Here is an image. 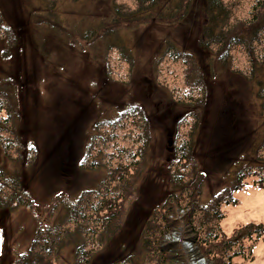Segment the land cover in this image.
Instances as JSON below:
<instances>
[{"label":"rangeland","instance_id":"374dc122","mask_svg":"<svg viewBox=\"0 0 264 264\" xmlns=\"http://www.w3.org/2000/svg\"><path fill=\"white\" fill-rule=\"evenodd\" d=\"M56 1L52 10L41 0H5V11L0 10V21L11 29L19 28L23 42L18 50L11 40V30L5 34L0 29V173L3 175L4 169L9 172L7 181L19 176V183L30 190L32 200L31 206H21L0 217L2 264L11 261L10 245L19 251L28 248L39 221L51 224L54 216L62 215L60 200L73 202L87 190V203L90 199L97 207L100 197L105 196L97 198L93 193L101 190L102 180L110 179L113 183L108 186L106 199L116 204L120 201L117 196L121 189L114 187L119 185L116 179L126 168L131 170L129 155L137 153L136 145H142L145 133L141 131L139 140L138 135H130L125 122L126 126L119 124V129L112 131L115 136L108 141L107 130L99 123L115 119L134 106L144 109L150 125L147 167L126 203L128 214L122 234L102 254L97 247L98 221L87 211L85 247L89 264L157 263V255L138 242V233L143 227L147 236L154 229L156 222L151 215L172 189L167 182V166L174 162L186 140L190 146L194 144L192 180L201 187L202 206L220 191L235 187L239 172V184L231 194L235 202L220 206V231L235 236L245 224L263 223L264 188L257 187L255 179L256 174L263 173L252 172L257 171L253 167L257 156L264 158L259 149L264 138V109L261 112V99L257 97L264 83V8L255 12L252 5L261 3L264 7V0H224L231 7L232 22L243 24L235 29V36L243 44L229 43L228 56L219 61L210 57L215 74L210 79L204 77L210 74L205 66L207 53L198 50L203 15L199 10L202 17L193 18V4L188 20L192 23L187 25L179 24L174 16L166 18L171 14L169 0H148L154 1L153 9L140 10L143 16L150 12L153 18L145 17V21L137 13L135 0ZM199 1L195 3L200 5ZM167 46L194 54L204 71L205 101L196 107L200 115L195 123L191 115H186L192 109L170 106V94L177 99L191 89L183 90L185 66L181 61L163 58ZM125 50L127 56L121 54ZM17 80L27 90L26 97L9 99L11 83ZM9 103L25 112L15 115L18 120L11 129L9 118L3 121ZM24 141L33 142L36 152L21 147ZM33 156L32 165L25 166ZM92 159L106 163L108 168L90 165ZM83 161L85 168H81ZM29 167L32 178L26 175ZM249 169L253 171L248 173ZM3 180L2 176L0 188ZM199 216L197 223L204 217L202 212ZM177 241L190 246L187 239ZM243 246L245 250L237 248L242 256L228 258L229 264H264V232L243 239ZM61 253L54 264L70 262L72 246Z\"/></svg>","mask_w":264,"mask_h":264},{"label":"trees","instance_id":"16d2710c","mask_svg":"<svg viewBox=\"0 0 264 264\" xmlns=\"http://www.w3.org/2000/svg\"><path fill=\"white\" fill-rule=\"evenodd\" d=\"M3 1L5 0H0V10H2V12L5 11ZM41 1L43 3L47 2L45 3L46 8L50 7L52 10H55L53 7L57 2L56 0ZM169 2L171 14L167 13L166 18H170L169 20H171L174 16L179 24L189 25L192 23L191 20L188 21L189 18L193 16V18L198 19L201 16L198 11L200 10L202 12V32L198 39V50L207 53L205 59L207 63H205V66L206 71H210L208 75L202 74L205 75L204 77L208 76V79L213 78L215 74H213L212 66L210 68V57L214 56L216 60L219 61V58H226L228 56L227 51L229 48L231 49L229 43L234 45L243 44L242 39L235 36L237 30L243 27L242 22L238 24L232 22L231 7L224 0H200V5H198V3L196 4L195 0H169ZM135 3L136 5L138 4L136 10L137 13L139 12L141 20L144 18L145 21V17L152 16L150 12L145 13L143 16V12L140 9H143V11L152 10L154 1L152 3L148 0H135ZM192 4L195 6L193 10V13H195L189 16L191 13L189 9L192 8ZM122 5V7L126 9V5L123 3ZM44 6L45 5H43V7ZM252 6L255 12L264 8L260 7L261 3L259 5L253 4ZM29 11H32V9ZM131 16L137 15L131 13ZM256 17L258 19L261 18L260 15ZM4 25L6 24L0 21V29H2L4 33L7 32V29L11 30L10 34L14 35L11 40L17 44L18 50L21 49L23 46V42H21V30L16 27L11 29L9 25ZM251 27L252 26H250V28ZM236 28L237 30H235ZM12 47H14V45H12ZM5 53V57L8 58L7 52ZM19 53L21 52L19 51ZM121 54L127 56L126 54H128V52L125 50ZM165 56H169V58L173 60H179L185 66V83L183 90L184 88L191 89L190 92L184 93L183 96L177 99L170 93L169 96L166 92L172 102L170 106L177 109H192L193 112H188L186 115H191L195 123L196 118L200 115V112H196V109L200 108L198 106H202L205 101V83L201 74V72L204 71L200 69L202 66L194 54L180 50L177 46L164 47L163 58ZM161 61L162 60H160V62ZM127 63H130V60ZM11 84L13 88L12 93L11 91L10 93L8 92L9 99L14 96L22 99L26 97L27 90L22 88L21 82L17 80L16 83ZM184 91L187 92V90ZM0 92H3V89H1ZM258 96L261 99L260 110L262 112L264 109V83L258 88L257 97ZM139 108L136 106L131 107L121 112L115 119H108L99 123L100 128L104 127L107 130L106 133L109 137L106 138L108 141H110L111 137L115 136L112 134V131L119 129L117 128L119 124L126 126L125 122L128 123L127 129L131 132L130 135H138L139 140L141 131L145 133L143 142H140L142 145H136L137 149L135 150H137V153H130L129 155L130 159H128V165L131 170L126 168L125 171L119 174L118 179H116L119 185L114 187L121 189V192L117 196L120 197V201L116 204L115 202H108L109 199H106V196L110 193L108 192V186H110V183H113L110 182V179L106 181L105 179L102 180L100 184L101 190L93 193L94 197L97 198L99 195L105 196L103 198L100 197L101 200H99V205L97 207H95V203L90 201V199L89 203H87V190L84 191V194H80L77 200L73 202L68 200L67 204L64 200L61 202L59 199L58 206L63 211L62 215L58 214L54 216L53 220L51 219V224H43V220L39 221L34 238L24 251H19L10 245L8 248V254L11 260L9 264H54L58 257L62 255V250L67 246H72L73 250L71 261L67 264H89V262H87V248L85 247L87 246V211L89 210L94 216L92 219L98 221V224L95 225L98 231L97 247L100 248V254L106 252V249L108 250L110 245L115 243L125 227L124 224L126 223V216L128 214V206L126 203L129 197L133 196L132 194L136 192L135 188L137 181L142 177L147 167L146 148H148L151 143L149 132L150 125L148 119L145 117L146 114L144 109L142 110V107ZM6 111L7 116L3 118V121L6 123L9 118L10 129L18 120L15 115L19 116L25 113L24 110L21 109V106L16 109L13 103L7 105ZM192 133L193 131L190 134ZM32 143L33 142L24 141L23 144H20H22L21 147H31L30 150L36 152ZM133 146H135V144ZM193 148L194 144L190 146L188 140H186L184 144L182 143L176 153V157L173 159L174 165L172 166V163L171 166H167V182H171L172 189L170 193H168L167 198L163 202H160L158 207L156 206L157 208L153 212L154 214L151 215L158 225L154 224V229H150L151 232L148 231L149 233L147 236L146 233H144L146 230L144 231L143 227L138 233V242L141 243L142 241V247H146L153 256L157 255L156 264H194L196 261H200L201 264H229L228 258L231 259V257L240 254V250H237V248L245 250L243 239H251L253 235L256 237L257 235H262L264 232V222L258 224H245L236 230L237 235L235 236H229L226 235L225 232L220 231L218 225V220L222 218L220 206L223 203L235 202L231 194L235 191L234 188H237L239 184V172L235 175L238 183L234 182L235 187L220 191L208 205L202 206L199 200L202 191L201 187L192 180L195 173L194 166L196 165L192 159ZM259 149L264 153V138L260 143ZM259 149L258 151H260ZM33 161L34 156L28 159V163L25 164V166L28 164L29 166L30 164L32 165ZM89 163L96 168L100 166L104 168L107 167L104 162L100 163L99 161L98 164L96 159H92ZM84 164L85 162L83 161L81 168H85ZM253 167L257 169L256 172H252L253 169H249L247 172H252L253 174L263 173L256 174L255 179L257 180V187L264 188V158L258 155ZM183 170L184 172H182ZM31 172L30 167L27 168L26 175H31ZM8 173L9 172L5 169L3 170V175L0 173V178L2 179L3 176V179H5L1 182L2 187L0 188V217L12 213L21 206L29 207L32 205L30 190H27V188L25 190V185L22 186L21 183H19V176H15L12 180L10 179V181H7L6 177ZM7 182L11 184L8 186ZM200 212L203 213L204 217L201 219V222L197 223ZM51 214L52 212H50V215ZM150 221H152V219ZM48 222L50 221L48 220ZM170 237L176 239L172 240ZM178 238L189 240L188 243H190V246H184L180 241H177ZM249 248H251V246H249ZM2 263L3 259L0 257V264ZM112 264L118 263L113 261Z\"/></svg>","mask_w":264,"mask_h":264}]
</instances>
